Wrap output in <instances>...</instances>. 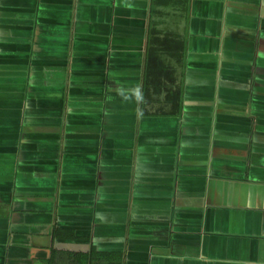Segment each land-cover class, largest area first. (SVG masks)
Returning a JSON list of instances; mask_svg holds the SVG:
<instances>
[{"label": "crops", "instance_id": "crops-1", "mask_svg": "<svg viewBox=\"0 0 264 264\" xmlns=\"http://www.w3.org/2000/svg\"><path fill=\"white\" fill-rule=\"evenodd\" d=\"M117 255L264 264V0H0V264Z\"/></svg>", "mask_w": 264, "mask_h": 264}, {"label": "trees", "instance_id": "trees-1", "mask_svg": "<svg viewBox=\"0 0 264 264\" xmlns=\"http://www.w3.org/2000/svg\"><path fill=\"white\" fill-rule=\"evenodd\" d=\"M152 0V6L167 8L172 5H175L178 0ZM157 22L152 23L151 29L149 31L148 37V46L145 59V75H144V91H143V101L144 103L149 104L150 92L160 93L165 86H162L164 83L165 77L167 75H172L169 66L166 64L165 59L180 60L184 50V46L179 39L172 37L170 34H161L157 28ZM170 78V76H169ZM175 98H172L173 109L172 111L166 113L167 115L174 116L178 113L180 94L179 92H172ZM177 94V95H175ZM177 98V99H176ZM177 100V101H176ZM165 114V113H163ZM58 237H64L61 234H58ZM84 264L87 260L83 256ZM93 261V259H92ZM103 264H120V257L117 255L115 257H106L104 256L101 260Z\"/></svg>", "mask_w": 264, "mask_h": 264}]
</instances>
